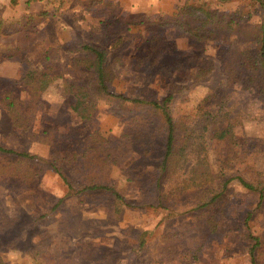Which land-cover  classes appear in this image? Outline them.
Listing matches in <instances>:
<instances>
[{"label": "rangeland", "instance_id": "1", "mask_svg": "<svg viewBox=\"0 0 264 264\" xmlns=\"http://www.w3.org/2000/svg\"><path fill=\"white\" fill-rule=\"evenodd\" d=\"M41 1L0 0L9 32L0 37V148L35 157L0 152V261L251 264L254 248L255 264H264V191L259 204L257 191L233 179L197 209L211 191L185 187L197 159L218 175L214 191L233 176L264 186L257 2ZM83 46L105 51L113 95L157 103L172 95L166 112L175 146H188L183 167L160 171L164 111L105 94ZM49 66L44 90L22 80ZM67 80L90 94L88 119L73 110ZM213 125L229 126V135L213 138Z\"/></svg>", "mask_w": 264, "mask_h": 264}, {"label": "trees", "instance_id": "2", "mask_svg": "<svg viewBox=\"0 0 264 264\" xmlns=\"http://www.w3.org/2000/svg\"><path fill=\"white\" fill-rule=\"evenodd\" d=\"M18 0H10L11 5H16ZM227 1V0H223ZM229 1V0H228ZM257 4L260 6V8L263 10V17L262 22L260 25V32H261V38L259 40V52H258V63L261 68H264V0H255ZM205 21L201 22L203 24L202 26H205V24L208 22L209 18H211L210 13L205 14ZM9 32H6V26L0 21V37L4 35H8ZM83 51L87 54L88 59L90 60V65L88 66V69H91L95 75H96V83L100 87V89L107 95L114 97V98H121L125 101H132V102H138L142 104H147L152 106L156 109H162L164 111V121L166 126V143L163 153V158L160 163V171L161 173H164L166 170L171 169L172 167H183V163H185L187 159V155H185L184 149H187L188 146L185 145L182 148H177L175 146L176 142V126L172 119V117L169 115L168 112H166L167 104L171 101L172 95H168L166 98H164L160 103L153 102V101H141V100H130L122 96L113 95L109 92L108 89V82L110 81V71L108 67L105 64L106 60V53L103 50H100L98 48H95L93 46H83ZM51 71L52 68L49 66L44 71H27L23 76V81L27 84H31L36 86L39 90H44L48 84L54 79L51 77ZM64 89L67 93L73 95L75 98V104L73 106V110L82 118V119H88L91 116V113L93 112V106H92V100L90 98V94L86 92V90L81 86L77 84H71L67 81L64 83ZM214 131H212L210 134L213 138L217 140H223L226 136L230 133V127L222 125L221 127H217V125H213L211 127ZM203 129L207 130V127H204ZM0 152L5 154H11V155H18L23 158L27 159H34L35 157L33 155H29L26 153H19L12 150H6L0 148ZM206 161L197 159L195 161V165L191 167L190 170V182L185 187L190 188H198L202 189L204 186H207V189H205V193L211 194L209 197H206L201 201L200 204L197 205V209H202L205 207L210 206L214 201H216L218 198L221 197L223 194L225 188L227 187V184L232 181L233 179H237L239 183L246 189L251 191H257L259 193V204L263 198V191L264 186H261L260 188L258 185H253L246 180H244L240 176H233V177H226L224 179H221L219 182L220 189L218 191H214V183L215 179L218 178V175H215L211 172L209 169V166L205 163ZM182 165V166H181ZM54 168V171L58 175V177L63 182L64 186L68 189V191H72V193H76L74 191L72 184L67 180V178L64 176V174L60 171L57 166L52 165ZM108 190L112 192L113 196L116 200L122 201L121 195L113 188L106 187V186H93L90 187L89 190ZM257 241V239H254ZM250 255V261L251 264H255L254 259V248H251L249 250ZM0 264H3L0 261Z\"/></svg>", "mask_w": 264, "mask_h": 264}, {"label": "crops", "instance_id": "3", "mask_svg": "<svg viewBox=\"0 0 264 264\" xmlns=\"http://www.w3.org/2000/svg\"><path fill=\"white\" fill-rule=\"evenodd\" d=\"M40 1V0H39ZM10 4V0H7V5H9ZM40 4H41V6H46V1L45 0H42L41 2H40ZM45 8V7H44ZM8 16V14H6V12H2V15H1V22L2 23H4V25H6V23L4 22V20L6 19V17L5 16ZM30 17V16H29ZM3 18V19H2ZM1 37H4V36H1Z\"/></svg>", "mask_w": 264, "mask_h": 264}]
</instances>
